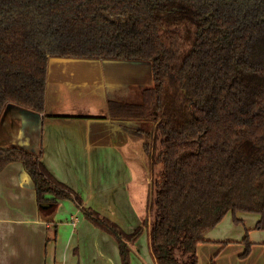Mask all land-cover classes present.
I'll return each mask as SVG.
<instances>
[{"label":"trees","instance_id":"1","mask_svg":"<svg viewBox=\"0 0 264 264\" xmlns=\"http://www.w3.org/2000/svg\"><path fill=\"white\" fill-rule=\"evenodd\" d=\"M181 32L192 35L185 52L173 40ZM51 58L151 65L140 102L109 107L160 168L150 219L127 235L85 210L117 238L121 264L125 243L144 231L155 264H198L197 246L229 212L258 215L264 230V0H0V117L9 105L44 112ZM12 162L23 164L38 202L50 194L81 204L40 154L0 147V171Z\"/></svg>","mask_w":264,"mask_h":264},{"label":"crops","instance_id":"2","mask_svg":"<svg viewBox=\"0 0 264 264\" xmlns=\"http://www.w3.org/2000/svg\"><path fill=\"white\" fill-rule=\"evenodd\" d=\"M152 84L150 63L51 58L44 112L13 105L4 109L0 147L40 154L50 175L81 204L50 194L38 202L23 164H8L0 171V264H121L117 238L94 224L85 210L127 235L149 215L155 168L144 140L126 132L124 121L112 119L109 107L139 103L141 91ZM228 217L232 225L219 227ZM258 220L251 213L226 214L197 246L198 264L202 255L208 264H264V230L255 228ZM246 236L251 249L241 258ZM125 244L129 264H155L146 231Z\"/></svg>","mask_w":264,"mask_h":264},{"label":"rangeland","instance_id":"3","mask_svg":"<svg viewBox=\"0 0 264 264\" xmlns=\"http://www.w3.org/2000/svg\"><path fill=\"white\" fill-rule=\"evenodd\" d=\"M184 32V31H183ZM177 34H179V33H177ZM176 34V35H177ZM176 35H173V40H179L180 41V43L182 42L183 44H182V46H181V50H182V52H185V51H187V49L190 47V45H191V36L190 37H185V34H183L182 32L179 34V36H176ZM170 36H172V35H169V33H165L164 34V39H165V41L166 42H168V43H170V39H171V37ZM178 38H180V39H178ZM143 63H149V62H143ZM48 65H49V62H48ZM87 67H89V68H91L90 66H87ZM91 69H93V68H91ZM95 69H97V67L95 68ZM94 69V70H95ZM81 73L84 75V71H81ZM86 75V74H85ZM55 76H56V74H55ZM86 76H88V75H86ZM90 76V75H89ZM53 77V76H52ZM51 77V79H53ZM57 77V76H56ZM55 77V78H56ZM143 79H145V78H143ZM148 80V79H147ZM142 85L144 84V83H141ZM131 101V100H130ZM27 110V109H26ZM152 125H146L145 126V129H147V130H151L152 129V127H151ZM160 171V168L159 167H155V169H154V176L158 173ZM152 174H153V172H152ZM153 176V177H154ZM150 197H151V194H150ZM150 202V201H149ZM146 215H147V212H146ZM230 217V216H229ZM226 218V220H223V221H225V222H221V226H219V227H223L224 225H228V226H231L232 224V222H231V220H230V218ZM147 219H150V209H149V215H147V217H146ZM142 246H143V242H142ZM144 248H145V242H144ZM230 251H235V249H230ZM148 259V258H147ZM146 259V260H147ZM202 259H203V263L202 264H208L207 262H206V260H207V258L205 257V255H202V257H201V261H202ZM221 260H223V258L221 259ZM147 263H150V261H147ZM211 263V260L209 261V264ZM212 264V263H211Z\"/></svg>","mask_w":264,"mask_h":264},{"label":"water","instance_id":"4","mask_svg":"<svg viewBox=\"0 0 264 264\" xmlns=\"http://www.w3.org/2000/svg\"><path fill=\"white\" fill-rule=\"evenodd\" d=\"M60 59H62V58H60ZM64 59V58H63Z\"/></svg>","mask_w":264,"mask_h":264}]
</instances>
